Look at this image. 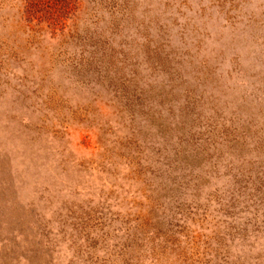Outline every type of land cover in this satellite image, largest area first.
<instances>
[{"label": "rangeland", "instance_id": "374dc122", "mask_svg": "<svg viewBox=\"0 0 264 264\" xmlns=\"http://www.w3.org/2000/svg\"><path fill=\"white\" fill-rule=\"evenodd\" d=\"M0 264H264V0H0Z\"/></svg>", "mask_w": 264, "mask_h": 264}]
</instances>
